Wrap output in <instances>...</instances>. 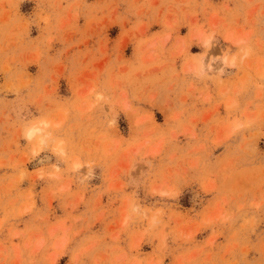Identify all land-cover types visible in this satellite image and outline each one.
<instances>
[{"label": "rangeland", "instance_id": "374dc122", "mask_svg": "<svg viewBox=\"0 0 264 264\" xmlns=\"http://www.w3.org/2000/svg\"><path fill=\"white\" fill-rule=\"evenodd\" d=\"M0 264H264V0H0Z\"/></svg>", "mask_w": 264, "mask_h": 264}, {"label": "bare ground", "instance_id": "6f19581e", "mask_svg": "<svg viewBox=\"0 0 264 264\" xmlns=\"http://www.w3.org/2000/svg\"><path fill=\"white\" fill-rule=\"evenodd\" d=\"M33 133H34L33 129H32V130H30V132H29V136H32V135H33Z\"/></svg>", "mask_w": 264, "mask_h": 264}]
</instances>
